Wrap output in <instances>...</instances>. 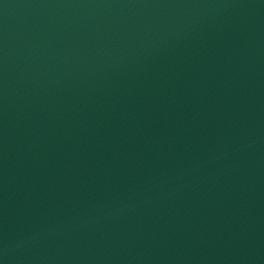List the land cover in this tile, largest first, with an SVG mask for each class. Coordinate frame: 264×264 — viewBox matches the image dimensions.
<instances>
[{
    "label": "water",
    "instance_id": "obj_1",
    "mask_svg": "<svg viewBox=\"0 0 264 264\" xmlns=\"http://www.w3.org/2000/svg\"><path fill=\"white\" fill-rule=\"evenodd\" d=\"M0 264H264V0H0Z\"/></svg>",
    "mask_w": 264,
    "mask_h": 264
}]
</instances>
